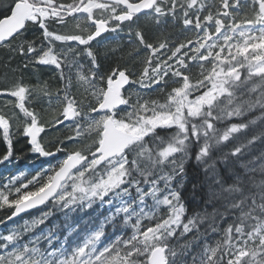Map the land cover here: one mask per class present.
Returning <instances> with one entry per match:
<instances>
[{
  "label": "snow or ice",
  "instance_id": "6c2138e0",
  "mask_svg": "<svg viewBox=\"0 0 264 264\" xmlns=\"http://www.w3.org/2000/svg\"><path fill=\"white\" fill-rule=\"evenodd\" d=\"M0 165V264H264V0H0Z\"/></svg>",
  "mask_w": 264,
  "mask_h": 264
},
{
  "label": "trees",
  "instance_id": "16d2710c",
  "mask_svg": "<svg viewBox=\"0 0 264 264\" xmlns=\"http://www.w3.org/2000/svg\"><path fill=\"white\" fill-rule=\"evenodd\" d=\"M243 71V70H242ZM3 168L4 166L0 165V179H3L4 176L7 175V173L3 172ZM6 211V210H5ZM5 211H0V218H4L5 216ZM20 219L16 220V223H19ZM13 224V222L11 223H7V225H0V230L6 231L8 227H10Z\"/></svg>",
  "mask_w": 264,
  "mask_h": 264
},
{
  "label": "water",
  "instance_id": "95a60500",
  "mask_svg": "<svg viewBox=\"0 0 264 264\" xmlns=\"http://www.w3.org/2000/svg\"><path fill=\"white\" fill-rule=\"evenodd\" d=\"M18 219H20L19 217L18 218H16V220H18ZM10 222H13V221H8V223H10Z\"/></svg>",
  "mask_w": 264,
  "mask_h": 264
},
{
  "label": "rangeland",
  "instance_id": "374dc122",
  "mask_svg": "<svg viewBox=\"0 0 264 264\" xmlns=\"http://www.w3.org/2000/svg\"><path fill=\"white\" fill-rule=\"evenodd\" d=\"M45 78H47V77H45Z\"/></svg>",
  "mask_w": 264,
  "mask_h": 264
}]
</instances>
